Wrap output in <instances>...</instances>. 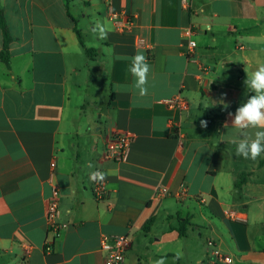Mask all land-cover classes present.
<instances>
[{
  "label": "crops",
  "instance_id": "crops-1",
  "mask_svg": "<svg viewBox=\"0 0 264 264\" xmlns=\"http://www.w3.org/2000/svg\"><path fill=\"white\" fill-rule=\"evenodd\" d=\"M0 10L13 39L7 65L0 28V264H105L104 236L129 237L127 264H214L209 240L229 264H264V154L235 155L236 111L225 112L252 95L245 69L264 62V0H0ZM97 20L107 39L94 38ZM137 52L150 66L144 97L125 59ZM100 81L102 106L89 103ZM177 96L185 109L169 106ZM113 130L131 137L124 161L108 157ZM54 192L59 231L47 219Z\"/></svg>",
  "mask_w": 264,
  "mask_h": 264
},
{
  "label": "clouds",
  "instance_id": "clouds-1",
  "mask_svg": "<svg viewBox=\"0 0 264 264\" xmlns=\"http://www.w3.org/2000/svg\"><path fill=\"white\" fill-rule=\"evenodd\" d=\"M94 38L107 39L108 29L105 24L97 20L91 28ZM130 61L128 72L134 78L132 89L136 90L140 97L148 94V74L150 66L147 58L141 52L134 56L125 57ZM244 81L247 90L252 93L246 102L236 109L231 127L234 134L228 137V142L235 145V155L244 159L256 161L264 154V62L259 63L254 71L248 73ZM224 108L228 105L224 104ZM229 113V116H232ZM201 126L207 127V121L201 120ZM227 128V123L225 124ZM89 168L94 167L91 163ZM106 173L99 170L93 171L89 179L93 182H102L106 178ZM176 259L181 258L182 252H176ZM153 264H166V257H161Z\"/></svg>",
  "mask_w": 264,
  "mask_h": 264
},
{
  "label": "built area",
  "instance_id": "built-area-1",
  "mask_svg": "<svg viewBox=\"0 0 264 264\" xmlns=\"http://www.w3.org/2000/svg\"><path fill=\"white\" fill-rule=\"evenodd\" d=\"M132 29V23L128 22V25L124 27L125 31H130ZM193 33L192 29L185 31V36H189ZM143 43V40H141ZM189 49L196 46V42L190 40L188 42ZM168 104L174 109H185V101L177 96L173 99L168 100ZM114 140L110 142L108 147V157L115 159L117 161H124L128 155V147L131 142V137L121 133L120 131L113 130ZM168 193V189L161 188L158 191V196H164ZM95 198L99 201L105 200L109 195V190L107 187L106 178L102 182H95L94 185ZM59 197L58 193L54 192L52 200L49 202L47 207V219L51 229L59 231V224L57 220L59 218ZM209 247L213 249L214 256L217 260L214 264H229L232 259L223 255L221 251L217 248L216 242L214 240L208 241ZM102 250L106 252L105 264H127V254L131 248V240L127 236H104L102 239Z\"/></svg>",
  "mask_w": 264,
  "mask_h": 264
},
{
  "label": "trees",
  "instance_id": "trees-1",
  "mask_svg": "<svg viewBox=\"0 0 264 264\" xmlns=\"http://www.w3.org/2000/svg\"><path fill=\"white\" fill-rule=\"evenodd\" d=\"M67 2H68V0H67ZM67 8H68V11H69L68 3H67ZM0 28H1V30L3 32V36H4V45H3L2 52H1V59L7 65H9V63H10V44H11L13 39H12V36L10 34L9 27L7 25V21L5 19L3 10H0ZM77 35L79 37V40H80V43L82 44V46L86 47L85 43H84V40H83V37H82V34H81V32L79 30H77ZM86 53H87L88 56L92 57V56H94L97 53V50L96 49H91V48H86ZM237 108L238 107L228 108V109H226L225 112H235ZM178 231H179L181 237H185L186 236V227H183L182 229H179Z\"/></svg>",
  "mask_w": 264,
  "mask_h": 264
},
{
  "label": "rangeland",
  "instance_id": "rangeland-1",
  "mask_svg": "<svg viewBox=\"0 0 264 264\" xmlns=\"http://www.w3.org/2000/svg\"><path fill=\"white\" fill-rule=\"evenodd\" d=\"M105 82L106 81H104V82L100 81V84L97 85L96 90L99 91V94L97 97L98 99H95V97H91V99H89L90 104L93 102H95L99 106H102L104 104L103 98L106 96L105 95L106 93H104V89H105V85H106Z\"/></svg>",
  "mask_w": 264,
  "mask_h": 264
}]
</instances>
